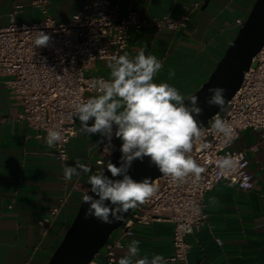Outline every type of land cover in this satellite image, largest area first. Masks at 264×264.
I'll return each instance as SVG.
<instances>
[{
  "label": "crops",
  "instance_id": "obj_1",
  "mask_svg": "<svg viewBox=\"0 0 264 264\" xmlns=\"http://www.w3.org/2000/svg\"><path fill=\"white\" fill-rule=\"evenodd\" d=\"M37 1L0 0V27L12 21L32 23L45 15L67 21L88 0H47L46 13ZM104 1L118 6L122 15L131 0ZM205 1L138 0L135 10L150 19H180L186 7L192 10L177 29L133 32L119 56L135 58L140 50L155 56L162 67L154 82L168 83L190 96L208 79L241 28L237 19L245 22L256 0H210L204 6ZM111 60L98 61L89 75L110 79ZM4 81L0 77V264H47L90 189L88 175L100 170L99 137L79 130L70 140L69 159L60 163L20 119L22 109L11 100ZM232 149L246 154L253 189L244 191L224 181L206 193L203 210L208 221L187 238L190 264H264V133L241 131ZM77 160L92 172L66 181L64 167L75 166ZM64 197L65 205L53 216L51 210ZM173 229L172 223L155 222L136 224L129 237L121 229L114 231L107 244L113 246L115 264L132 239L140 241L137 258L159 254L168 264H180L168 260ZM107 251L105 245L94 259L97 264L108 263Z\"/></svg>",
  "mask_w": 264,
  "mask_h": 264
},
{
  "label": "built area",
  "instance_id": "obj_2",
  "mask_svg": "<svg viewBox=\"0 0 264 264\" xmlns=\"http://www.w3.org/2000/svg\"><path fill=\"white\" fill-rule=\"evenodd\" d=\"M137 1L131 0L122 15L118 6H108L104 0H88L67 21L45 15L32 23L12 21L0 27V77L5 78L11 100L22 109L20 119L35 131L36 137L60 163L69 159L70 140L81 130V123L78 125L73 115L76 104L99 94L96 82L101 78L90 76V69L98 61L119 57L133 32L177 29L192 10L186 7L180 19H150L135 10ZM46 2L37 1L45 13ZM236 23L240 27L244 25L242 19H237ZM37 31L50 37L46 46H35ZM216 115L232 124L235 131L232 141L226 143L211 130V121ZM214 116L202 127L201 138L193 144L191 155L205 169L200 177L189 175L182 182H176L162 174L152 183L156 187L154 195L135 207L119 228L123 236L129 237L128 233L133 235L136 224L172 223L173 254L168 259L171 262L190 264L191 245L187 238L208 221L203 210L206 193L224 181L244 191L253 189V175L247 170L246 154L234 151L232 146L241 131L254 129L264 133V45L253 58L249 70L244 72L236 94L224 110ZM49 129L60 131L64 138L52 147L46 143ZM97 135L98 164V161H107L121 140L113 135L109 145L107 138ZM229 155L238 159L240 168L226 176L221 174L218 162L220 157ZM66 201L65 197L60 199L51 214L57 215ZM106 246L107 264H115L113 246L107 243ZM90 264L97 263L93 260Z\"/></svg>",
  "mask_w": 264,
  "mask_h": 264
},
{
  "label": "clouds",
  "instance_id": "obj_3",
  "mask_svg": "<svg viewBox=\"0 0 264 264\" xmlns=\"http://www.w3.org/2000/svg\"><path fill=\"white\" fill-rule=\"evenodd\" d=\"M49 40L47 34L37 31L34 44L46 46ZM161 67L156 57L146 56L144 50L135 58L113 57L108 64L110 79L101 78L96 82L99 95L75 106L73 115L80 121L83 133L99 134L107 138L109 145L113 135L122 141L120 165L98 161L101 170L88 175L87 182L94 196L85 194L82 198L88 205L86 219L94 217L104 224H112L122 220L123 213L144 204L154 195L156 187L151 179L137 181L128 174L137 159L150 158L161 174L176 182H182L189 175L199 178L205 171L191 155L194 141L202 136L203 125L197 119L203 113L199 98L197 95L186 97L168 83L154 82ZM208 91L211 96L206 102L223 108L226 89L213 87ZM211 130L226 143L235 138L232 124L219 115L212 119ZM63 139L60 131L48 130L46 143L49 147ZM218 167L221 174L231 176L238 172L240 164L229 155L219 158ZM105 168L111 177L105 175ZM91 172L90 166L77 160L75 166L64 167L63 176L70 182L74 176ZM139 245V240L132 239L118 264H168L159 254L137 258Z\"/></svg>",
  "mask_w": 264,
  "mask_h": 264
},
{
  "label": "water",
  "instance_id": "obj_4",
  "mask_svg": "<svg viewBox=\"0 0 264 264\" xmlns=\"http://www.w3.org/2000/svg\"><path fill=\"white\" fill-rule=\"evenodd\" d=\"M210 0H206V6ZM264 45V0H256L244 25L239 29L237 36L229 45L224 55L216 64L208 79L191 95H197L199 106L203 109L202 115L197 117L206 126L210 119L218 112L224 110L231 98L240 88L244 72L249 70L253 58ZM213 87L226 89L224 95L226 103L223 108L210 106L206 101ZM186 103H188L186 101ZM120 141L117 149L107 159L116 166L120 165ZM101 170V169H100ZM105 175L111 177V173L105 168ZM128 174L135 180L151 179V183L161 177L158 168L152 164L150 158L144 157L143 161L137 159L133 162ZM121 177H117L119 179ZM93 195L90 189L86 193ZM88 205L80 203L78 211L69 225L61 242L55 249L47 264H90L97 254L104 248L112 233L118 230L133 209L123 213L120 221L112 224H104L94 217L85 218Z\"/></svg>",
  "mask_w": 264,
  "mask_h": 264
}]
</instances>
